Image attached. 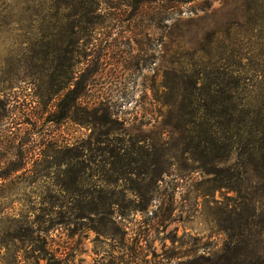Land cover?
I'll return each instance as SVG.
<instances>
[{
    "label": "rangeland",
    "instance_id": "1",
    "mask_svg": "<svg viewBox=\"0 0 264 264\" xmlns=\"http://www.w3.org/2000/svg\"><path fill=\"white\" fill-rule=\"evenodd\" d=\"M165 12L152 4L135 15L125 0H0V133L11 142L0 166L23 164L0 181V237L13 220L23 235L0 248V264H208L200 259L229 243L228 212L241 200L182 156L164 104L184 73L204 90L224 88L230 73L264 86V0ZM81 73L93 74L88 92L56 122L51 76L73 84ZM129 140L145 158L139 176L119 180L100 161ZM115 153L120 169L128 157Z\"/></svg>",
    "mask_w": 264,
    "mask_h": 264
},
{
    "label": "trees",
    "instance_id": "2",
    "mask_svg": "<svg viewBox=\"0 0 264 264\" xmlns=\"http://www.w3.org/2000/svg\"><path fill=\"white\" fill-rule=\"evenodd\" d=\"M189 1L125 0V6L137 15L148 5L160 4L166 7V12L159 16L168 19L170 9ZM91 75L81 73L73 84L65 78L51 76L48 95L60 97L56 105V122L66 119L69 112L78 107L88 92ZM227 77L229 83L224 88L204 90L198 86L200 75L195 72L181 75L183 86L175 92L173 102L164 104L165 127L176 139L177 146H181L178 151L196 165L195 169L201 175L210 178L216 189L234 193L241 200L228 212L231 219L227 231L236 234V238L231 235L225 249L213 259L200 260L208 264H264V86H248L247 78L234 73ZM256 79L262 81L264 75ZM204 97L209 100L204 101ZM10 143L0 133V147L10 146ZM126 143L117 149L108 145L105 151L110 159L100 161L115 169L119 180L129 175L139 176L138 163L145 158L142 150L147 149L132 140ZM149 148L154 150L152 145ZM117 150L128 157L126 165L120 169H116L114 161ZM22 167L21 163L17 165L6 160L0 166V181L16 174ZM13 222L12 232L0 237V248L22 241L19 221ZM218 222L220 225V220ZM0 231L2 233L3 229Z\"/></svg>",
    "mask_w": 264,
    "mask_h": 264
}]
</instances>
